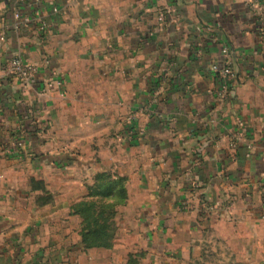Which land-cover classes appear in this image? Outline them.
Here are the masks:
<instances>
[{
	"label": "crops",
	"instance_id": "0c3cea01",
	"mask_svg": "<svg viewBox=\"0 0 264 264\" xmlns=\"http://www.w3.org/2000/svg\"><path fill=\"white\" fill-rule=\"evenodd\" d=\"M263 21L264 0H0V264H264ZM99 173L128 179L136 242L60 248L46 229Z\"/></svg>",
	"mask_w": 264,
	"mask_h": 264
},
{
	"label": "rangeland",
	"instance_id": "374dc122",
	"mask_svg": "<svg viewBox=\"0 0 264 264\" xmlns=\"http://www.w3.org/2000/svg\"><path fill=\"white\" fill-rule=\"evenodd\" d=\"M12 163H20L18 160H12ZM96 174L94 177L85 176L82 178L84 184H87L81 188H76V194L81 197L78 201L74 202L71 206L70 215L72 218L62 214V210L57 212L58 215L52 221V226L57 231L55 235L49 234V230L46 229L45 235L47 237H54L58 244L63 247H69L70 244L77 245L80 252L88 253L92 249H112L114 246H119V251L122 250L126 243L136 242L133 238L138 236L132 234L138 227H142V219L139 216L140 204L137 202L136 195L135 201H131L130 192L126 187H118L116 190L107 188H97L96 186ZM13 178H20L19 174H14ZM74 190V188L72 189ZM113 195V197H111ZM84 203V207L87 208V219L75 212V206L79 203ZM78 217V218H73ZM69 222L70 224H65ZM89 224L92 228L85 226V223ZM64 225L66 227H64ZM71 229V230H70ZM64 230V231H63ZM96 232L103 230L99 234H88V232ZM63 231V232H62ZM59 232V233H58ZM69 232V233H68ZM97 238V239H96ZM99 242L104 244L109 243L110 247L105 245H95ZM116 244V245H115ZM76 253H73L75 255ZM82 255V254H80ZM80 257V256H79ZM141 258V254H131L130 260L138 261Z\"/></svg>",
	"mask_w": 264,
	"mask_h": 264
},
{
	"label": "built area",
	"instance_id": "2783aa9c",
	"mask_svg": "<svg viewBox=\"0 0 264 264\" xmlns=\"http://www.w3.org/2000/svg\"><path fill=\"white\" fill-rule=\"evenodd\" d=\"M58 9L54 8V12H57ZM16 18L22 19L25 23L30 22V18L25 17L21 18V14L16 12ZM160 20H165V13L162 12L159 15ZM42 29L46 30L47 25L43 24L41 26ZM262 28L264 30V21L262 24ZM1 40H5V37H1ZM8 64V73L19 80L34 82L39 79L40 76V66L36 63L29 62L20 54H14L7 61ZM212 70L215 74L216 78L220 80V87L218 90V96L221 99L226 98L229 95L231 83L236 78V74L234 72L233 63L230 58V50L228 48H224L222 50V59L215 62L212 65ZM46 88L49 90L52 88H57L58 90H62L64 88V81L62 79L56 80H47ZM205 209L214 210V206L209 203L204 204Z\"/></svg>",
	"mask_w": 264,
	"mask_h": 264
},
{
	"label": "trees",
	"instance_id": "16d2710c",
	"mask_svg": "<svg viewBox=\"0 0 264 264\" xmlns=\"http://www.w3.org/2000/svg\"><path fill=\"white\" fill-rule=\"evenodd\" d=\"M217 80V83L220 84V80L219 78H216ZM96 179H97V182H96V186L98 189L99 188H109L110 190L114 188V190H116L118 187H126L125 183L127 182V179L126 178H123V177H114L113 175L109 174V173H99L97 176H96ZM111 197H113V195H111ZM84 203H79L78 205L75 206V212L77 214H80L82 215L85 220L87 219V208L84 207L83 205ZM85 226L88 228V226L90 228H92L89 224L87 225V222L85 223ZM103 230H98L96 232H93L89 230L88 234H86L87 236L91 234H99L102 233ZM97 239V238H96ZM105 245L106 247H108L110 244L107 243V244H104V242H99L95 245ZM110 247V246H109Z\"/></svg>",
	"mask_w": 264,
	"mask_h": 264
}]
</instances>
